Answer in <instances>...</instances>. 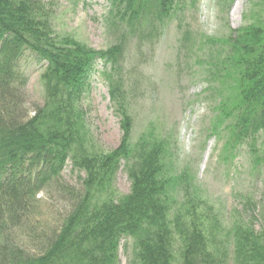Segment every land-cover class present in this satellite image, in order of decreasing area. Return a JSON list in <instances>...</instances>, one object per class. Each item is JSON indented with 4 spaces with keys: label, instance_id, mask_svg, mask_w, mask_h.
Here are the masks:
<instances>
[{
    "label": "trees",
    "instance_id": "obj_1",
    "mask_svg": "<svg viewBox=\"0 0 264 264\" xmlns=\"http://www.w3.org/2000/svg\"><path fill=\"white\" fill-rule=\"evenodd\" d=\"M199 1L110 0L105 25L115 41L96 50L56 34V0H0V264H119L123 242L132 243V264H264V208L254 198L241 199L250 217L225 226L193 189L190 173L168 162V139L149 130L132 140L134 120L119 74L127 48L132 41L139 48L155 44L168 23L182 21ZM249 1L256 7L246 26L220 43L201 41L212 47L217 83L213 134L225 125L227 143L247 146L258 167L264 162V0ZM27 53L45 64L47 99L23 121L16 87L25 84L18 64ZM98 74L109 83L123 132L109 153L93 152L83 136L81 99ZM69 161L84 173L83 190L41 253L28 256L10 244L12 232ZM121 168L131 191L120 197L114 182Z\"/></svg>",
    "mask_w": 264,
    "mask_h": 264
},
{
    "label": "rangeland",
    "instance_id": "obj_2",
    "mask_svg": "<svg viewBox=\"0 0 264 264\" xmlns=\"http://www.w3.org/2000/svg\"><path fill=\"white\" fill-rule=\"evenodd\" d=\"M255 2L200 0L182 21L168 23L155 44L139 48L132 41L119 73L125 82L128 112L134 120L133 142L149 130L156 137L168 139V162H172L176 172L190 173L193 189L221 216L225 226L242 214L251 216V208H244L243 196L254 198L264 208V162L256 167L247 146L229 145L225 125L213 134L217 97L211 89L217 83L210 74L212 47L201 40L213 39L217 44L231 31L246 26ZM55 7L54 29L59 37L69 36L96 50L108 49L114 43L105 25L110 0H56ZM262 12L264 18V8ZM44 68L45 64L30 53L18 64L25 83L16 87L20 90L17 113L23 121L45 106ZM81 105L85 112L86 146L96 153H109L119 147L123 132L106 78L95 76ZM262 138L264 141V134ZM83 178L84 173L75 170L69 161L61 176L37 195L35 208L23 226L13 230L10 244L24 249L28 256L39 255L47 240L60 230L76 196L82 192ZM114 189L120 197L131 191L123 168L117 173ZM260 228L257 222L256 229ZM132 260V243L123 242L119 264H132ZM229 263L232 264L230 260Z\"/></svg>",
    "mask_w": 264,
    "mask_h": 264
}]
</instances>
